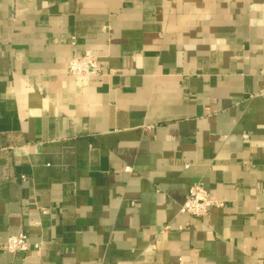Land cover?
<instances>
[{
    "label": "crops",
    "instance_id": "crops-1",
    "mask_svg": "<svg viewBox=\"0 0 264 264\" xmlns=\"http://www.w3.org/2000/svg\"><path fill=\"white\" fill-rule=\"evenodd\" d=\"M0 264H264V0H0Z\"/></svg>",
    "mask_w": 264,
    "mask_h": 264
},
{
    "label": "built area",
    "instance_id": "built-area-1",
    "mask_svg": "<svg viewBox=\"0 0 264 264\" xmlns=\"http://www.w3.org/2000/svg\"><path fill=\"white\" fill-rule=\"evenodd\" d=\"M103 66L98 61L96 55L91 51H86L82 55H74L68 63V71L71 75L77 77L88 78L93 75L103 73ZM213 199L210 197L209 190L203 182L194 183L189 191V195L182 205L181 210L196 217L205 216L209 208L214 205ZM28 235L24 231L10 235L2 248L12 253L26 252L29 249ZM36 248L40 244L35 245Z\"/></svg>",
    "mask_w": 264,
    "mask_h": 264
}]
</instances>
